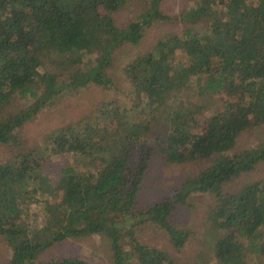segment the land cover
<instances>
[{
	"label": "trees",
	"instance_id": "trees-1",
	"mask_svg": "<svg viewBox=\"0 0 264 264\" xmlns=\"http://www.w3.org/2000/svg\"><path fill=\"white\" fill-rule=\"evenodd\" d=\"M129 2L0 0V144L22 146L21 126L63 93L90 84L108 92L89 115L46 139L52 156L78 155L87 169L67 161L48 173L46 157L23 146L0 163L7 264H93L76 256L38 260L56 243L89 235L108 239L113 264H177L137 241L136 229L151 222L182 248L190 232L171 215L194 193L215 198L203 258L264 264V177L226 188L264 162V134L257 145L233 151L243 132L264 130V0H197L176 15L162 11V0H141L128 9L137 13L133 20L117 22ZM159 21L183 27L121 68L124 95L133 101L126 109L110 72L114 53L138 44L144 28ZM152 136L165 162L207 164L170 197L138 210ZM30 204L39 205L38 221L23 215Z\"/></svg>",
	"mask_w": 264,
	"mask_h": 264
},
{
	"label": "rangeland",
	"instance_id": "rangeland-1",
	"mask_svg": "<svg viewBox=\"0 0 264 264\" xmlns=\"http://www.w3.org/2000/svg\"><path fill=\"white\" fill-rule=\"evenodd\" d=\"M197 0H162L161 9L167 15H176L183 9L195 4ZM141 7V0H130L129 7L117 12V22L125 24L136 17V12H131L129 8ZM183 26L179 23L169 21L154 22L144 28V35L141 41L136 44H127L117 50L111 76L118 88L119 97L126 109L131 108L132 98L124 95V89L128 87L127 81L122 76L121 68L128 63L136 54L146 52L153 46L158 38L165 32L179 31ZM264 47V45H263ZM107 93L100 86L90 84L85 88L68 91L57 96L53 102L40 110L31 120L25 122L20 128V139L22 146L26 149H34L35 155L40 158L46 157L45 169L48 173L56 171L64 162L75 161L80 171L87 169L81 167L83 164L78 155L56 154L52 156L51 145L49 146L47 137L57 130V128L87 116L102 101L107 100ZM20 103H24L21 99ZM218 103V102H217ZM216 103L211 104L214 107ZM211 111L205 110L204 114L209 115ZM160 126V124H159ZM159 130V129H158ZM156 130V131H158ZM264 130H251L243 132L233 151L241 147L254 146L263 137ZM155 137L150 138L152 149L146 171L139 183L137 190L136 209L142 210L146 206L170 197L172 191L187 176L197 173L207 161L197 160L187 163L165 162L158 153ZM22 146H12V144H0V163L10 160L14 154L21 151ZM33 150V151H34ZM51 156V158H49ZM81 163V164H79ZM79 164V165H78ZM90 168V167H88ZM264 177V162L259 164L252 172L242 174L236 178L232 184L226 188L234 190L241 187L245 182ZM58 188V185H56ZM215 198L208 193H194L184 204L177 206L171 215V220L178 227H182L190 232L189 238L182 248H174L164 230L157 225L146 222L136 229V240L150 247H156L167 252L177 264H214L203 258L201 251L205 243V234L208 232L206 214ZM23 215L38 221L41 217L39 205L30 204L23 209ZM124 241V240H123ZM124 249H130L127 242H123ZM202 252V254H201ZM11 255V249L3 238L0 239V264H7ZM76 256L83 258L93 264H113L110 251V242L100 235H89L83 238H67L60 243H56L49 249L43 251L39 261H46L50 258ZM126 264H138L135 258ZM219 264V263H217Z\"/></svg>",
	"mask_w": 264,
	"mask_h": 264
}]
</instances>
